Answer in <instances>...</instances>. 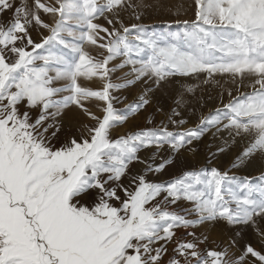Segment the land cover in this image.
I'll list each match as a JSON object with an SVG mask.
<instances>
[{"label":"snow or ice","instance_id":"6c2138e0","mask_svg":"<svg viewBox=\"0 0 264 264\" xmlns=\"http://www.w3.org/2000/svg\"><path fill=\"white\" fill-rule=\"evenodd\" d=\"M194 3L195 18L176 21L183 27L172 32L150 31L137 10L149 5L132 0H34L31 7L27 0H0V264H245L249 257V264H264V251L251 245L232 260L234 239L217 251L202 248L207 237L195 232L187 233L191 239L177 236L178 229L205 221L246 225L264 217V174L239 177L213 167L156 182L147 174L161 172L171 160L152 165L138 155L165 145L174 154L195 152L193 142L215 128L213 135L227 130L233 143L249 141L231 167L257 155L264 160V0ZM121 9L131 10L136 22L125 24ZM41 10L53 23L41 18ZM98 17L111 30L96 23ZM32 27L49 34L36 42ZM86 44L107 55L92 56ZM118 56L125 59L117 67L132 66L134 78L124 83L109 79L115 70L109 61ZM200 74L203 83L227 74L239 87L250 78L252 91L233 96L229 90L227 103L185 127L184 110L195 107L185 93L194 94L198 85L182 84L159 125L148 117L153 126L112 135L116 125L151 104L152 87L124 110L114 107L111 90L141 80L159 89L174 77ZM94 77L104 81L101 89L81 85ZM90 98L104 102L102 115L84 106ZM70 105L93 123L84 125L87 135L69 134L59 142L58 118ZM134 162L145 164L143 173L132 174ZM181 199L193 204L196 218L170 210Z\"/></svg>","mask_w":264,"mask_h":264},{"label":"rangeland","instance_id":"374dc122","mask_svg":"<svg viewBox=\"0 0 264 264\" xmlns=\"http://www.w3.org/2000/svg\"><path fill=\"white\" fill-rule=\"evenodd\" d=\"M21 2L22 0H16L17 5ZM41 2L54 3L55 0H41ZM141 2L149 6L137 9L142 13L139 22L149 25L150 31H178L183 25L177 24L176 21H191L195 18L194 0H132L133 4H140ZM27 3L31 7L34 0H27ZM6 15L10 16L11 13H6ZM40 15L45 22L49 24L53 23L54 17L50 14L44 13L41 10ZM106 15L110 16L111 14L106 13ZM119 16L125 24L136 22L129 9H121ZM95 22L111 30V26L107 24L104 17H98ZM116 26L119 27V25ZM30 32L33 40L36 42H39L42 36L49 34L47 29L39 27H32ZM100 35L105 36L103 32ZM106 41L107 37H105L104 41H100V43ZM85 48L92 56L97 58H102L107 55V51L98 46L86 44ZM124 59L125 57L118 56L109 61L108 68L115 69L109 73V79L112 83H124L128 79L134 78V75L131 74V65H125L122 68L117 67ZM205 79L206 76L204 74L191 77L177 76L172 78L167 85L159 89L152 85L151 81L145 83V80H141L137 81L134 85L111 90V95L117 98L114 101V107L124 110L126 105L131 104L144 93L146 87H152V92L149 94L152 101L151 104L140 112L129 115L127 121L123 124L116 125L112 130V135L115 137L139 130L146 126H153L148 124V117H152L154 125H159L161 120L166 119V114L170 111V108L174 106L176 93L182 90L180 88L182 84L198 85L194 94L185 93V99L189 100L190 104L195 105L194 109L190 107L184 110L183 118L188 121L185 127L196 126L202 115H206L210 110L222 107V103H227L230 99L228 95L229 90H231L233 96L238 93L252 91V88L249 86L251 83L250 78H246L243 81V87H239V80L234 83L231 76L227 74H217L208 83L202 82ZM80 82L83 87L93 90L101 89L104 83L98 77H94L91 80L82 79ZM103 103L96 98L83 101L84 106L96 115H102ZM157 109H162V111H157ZM38 111V109L32 111L33 119L38 114ZM51 122L49 121V123ZM58 122L62 126L61 131L57 133L59 142H63L65 136L69 134L77 135L83 132L84 135H87L84 125L93 123L83 109L76 105H70L65 109L63 115L58 118ZM169 127L170 129L174 128V126ZM54 130L50 129L49 135ZM215 131V128H213L205 133L200 140L193 142V147L196 149L195 152L182 150L174 154L167 145L160 148L159 151L155 147L141 150L138 155L142 161H146L148 164L157 165L165 159L171 160V163L167 164L161 172H149L147 179L162 182L181 176L185 171H199L201 169L210 171L213 167L221 172L227 171L229 175L239 177H259L261 174H264V160L258 155L253 157L251 162L245 165L237 168L231 167L235 158L243 151L249 141L246 138H236V142L233 143L227 130H221L218 134L213 135ZM226 141L227 145L225 144ZM53 142L57 143V140L54 139ZM221 148L224 151H218ZM130 168L132 174H141L144 171L145 164L134 162ZM122 179L127 183V177ZM169 207L170 210L187 214L190 219H194L197 216L192 211L193 204L183 199ZM185 210H187V213ZM254 219L255 223H248L246 225H228L223 220L214 222L205 221L202 224L188 229H178L177 236L191 239V236H188L187 233L195 232L197 236L207 237V240L201 245L202 248L217 251L228 247L229 241L234 239L236 244L229 248V257L232 260H237L248 245H251L257 250L264 251V236H262L264 234V217L258 216ZM168 247V256H170L174 245L169 244ZM168 256H165V260H167ZM251 259L253 258L249 257L245 264H249Z\"/></svg>","mask_w":264,"mask_h":264},{"label":"bare ground","instance_id":"6f19581e","mask_svg":"<svg viewBox=\"0 0 264 264\" xmlns=\"http://www.w3.org/2000/svg\"><path fill=\"white\" fill-rule=\"evenodd\" d=\"M215 237V236H214Z\"/></svg>","mask_w":264,"mask_h":264}]
</instances>
